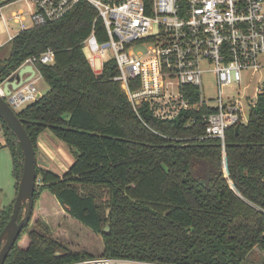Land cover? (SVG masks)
Segmentation results:
<instances>
[{"label": "trees", "instance_id": "obj_1", "mask_svg": "<svg viewBox=\"0 0 264 264\" xmlns=\"http://www.w3.org/2000/svg\"><path fill=\"white\" fill-rule=\"evenodd\" d=\"M95 15L89 3L80 2L60 19L20 31L8 57L0 59L6 64L2 82L26 58L53 50L51 64L35 63L48 89L16 114L36 154L45 130L77 150L61 175L36 164L31 218L4 264L95 259L53 237L54 220L65 213L100 235L106 259L244 264L255 247L264 252V89L247 121L229 127L223 143L200 138L204 116L214 109L184 110L163 120L144 104L137 114L112 79L115 64L97 74L89 66L81 42ZM189 91L196 100L195 88ZM0 127L17 191L22 148L1 117ZM42 197L49 199V209ZM13 200L0 209V232Z\"/></svg>", "mask_w": 264, "mask_h": 264}, {"label": "built area", "instance_id": "obj_2", "mask_svg": "<svg viewBox=\"0 0 264 264\" xmlns=\"http://www.w3.org/2000/svg\"><path fill=\"white\" fill-rule=\"evenodd\" d=\"M17 1L0 0L6 42L22 30L60 19L80 2L89 3L96 15L81 42L89 51V66L97 74L113 62L117 73L112 79L137 114L144 104L163 120L174 119L184 110L214 109L204 116L205 133L200 138H219L222 143L229 127L246 122L241 101L224 98L222 87L233 83L240 87L243 72L264 68V0H24L28 9L10 11L7 17L3 8ZM10 22L17 27L15 33L9 31ZM53 61L54 52L48 48L20 66ZM205 62L212 65L209 71L215 76L216 105L203 96ZM3 81L0 95L15 111L40 95L31 81L4 95ZM190 88H195L196 100H191ZM263 89L264 85L257 87L249 110ZM132 262L89 259L78 264Z\"/></svg>", "mask_w": 264, "mask_h": 264}, {"label": "rangeland", "instance_id": "obj_3", "mask_svg": "<svg viewBox=\"0 0 264 264\" xmlns=\"http://www.w3.org/2000/svg\"><path fill=\"white\" fill-rule=\"evenodd\" d=\"M27 9L28 5L26 4V2L24 0H20L4 7L2 11L8 17L10 11ZM16 29L17 27L12 22H10V33H15ZM7 36L8 35L6 28L0 20V59H4L9 55L11 43L6 42ZM83 50L86 57L88 58V49L84 48ZM203 68L206 70L202 75L203 96L207 100H209L212 105H216L214 99L218 95V88L216 86L214 73L212 71H209V69L212 68V65L208 62H205L203 64ZM242 80L243 81L241 82L240 87L238 85H235V83L222 87V93L224 98L231 97L233 99L235 98L241 101L243 107V118L247 120L249 116V106L251 102L256 98V89L258 86L263 87L264 85V68L257 72H253L251 70L243 72ZM37 85L40 86V89L46 87L48 89V85L42 77L38 78ZM48 131L49 130H46L53 141L56 142V146L54 149H50V147L44 145V150H42L43 152H39L37 156L38 158L36 159V164H38L39 167L45 170H51L61 175L73 163L77 150L74 148H70L67 144L55 138L50 133V131ZM2 140L3 134L0 127V141ZM15 182L16 180L12 174V161L10 151L6 146L0 145V209L10 204L11 201L15 198ZM46 194L49 193L46 192ZM48 201L49 199L47 197H42L43 206L46 209H49ZM24 211L25 207L23 208L21 213ZM51 229L53 231V237L57 238V240L65 248L72 251L91 252L94 255V258L97 260L106 259L101 255L103 245L100 235L94 233L91 229L80 223L69 214H62L61 217H59L57 220H54V224ZM263 260L264 252L255 247L248 254L244 264H261ZM133 263L142 264L137 261H133L132 264Z\"/></svg>", "mask_w": 264, "mask_h": 264}, {"label": "water", "instance_id": "obj_4", "mask_svg": "<svg viewBox=\"0 0 264 264\" xmlns=\"http://www.w3.org/2000/svg\"><path fill=\"white\" fill-rule=\"evenodd\" d=\"M6 64L0 61V72ZM36 70L32 64H24L12 73L2 83L4 95H10L14 90L29 82L35 75ZM25 74H28L24 76ZM0 117L11 128L23 152L22 171L18 180L15 198L12 203V212L7 223L0 232V264L4 261L17 240L22 229L31 218L34 205V190L36 185V152L33 143L18 118L16 111L8 101L0 95ZM19 217V211L23 210ZM105 229H109L107 225Z\"/></svg>", "mask_w": 264, "mask_h": 264}, {"label": "crops", "instance_id": "obj_5", "mask_svg": "<svg viewBox=\"0 0 264 264\" xmlns=\"http://www.w3.org/2000/svg\"><path fill=\"white\" fill-rule=\"evenodd\" d=\"M33 66H34V68L36 70V73H35L34 77L30 81L32 82V84H34L36 89L39 91V94L41 95L42 93H44L47 90V87L46 88H42V89H44V90H42V89H40V86L37 85L38 78L42 77V76L40 75V73L37 70L36 66L35 65H33ZM15 71H17V70H15ZM26 75H28V74H25L24 76H26ZM3 144H4V139L2 141H0V145H3ZM37 145H38V150H37V154H36V159L38 158L37 156H38L39 152H43L42 150H44L43 149L44 145H47L48 147H50V149H54L55 146H56V142L53 141V139L50 137V135L45 130V131H43V132H41L39 134L38 139H37Z\"/></svg>", "mask_w": 264, "mask_h": 264}]
</instances>
